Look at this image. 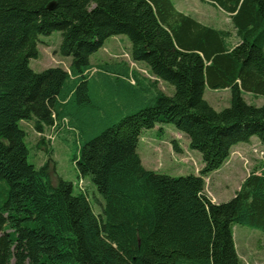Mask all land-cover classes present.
I'll return each instance as SVG.
<instances>
[{
  "label": "trees",
  "instance_id": "1",
  "mask_svg": "<svg viewBox=\"0 0 264 264\" xmlns=\"http://www.w3.org/2000/svg\"><path fill=\"white\" fill-rule=\"evenodd\" d=\"M200 1L227 13L229 24H204L172 0H0V181L8 187L0 264H241L232 228L264 232V163H254L225 202L211 200L204 178L233 146L252 137L264 144V104L242 96L264 97V0ZM53 31L71 64L35 72L29 60L38 56V37ZM117 35L150 76L125 61L92 70L90 55ZM96 74L137 97L104 110L89 87ZM206 87L229 89V106L214 110ZM20 121L79 143L74 161L101 196L97 215L87 189L53 182L48 162H28ZM159 123L173 124L199 152L196 173L175 177L143 166L138 139ZM172 148L181 150L175 140Z\"/></svg>",
  "mask_w": 264,
  "mask_h": 264
},
{
  "label": "rangeland",
  "instance_id": "2",
  "mask_svg": "<svg viewBox=\"0 0 264 264\" xmlns=\"http://www.w3.org/2000/svg\"><path fill=\"white\" fill-rule=\"evenodd\" d=\"M172 1L179 11L194 16L204 24L213 27H223L229 24V18L226 14L205 2L200 0ZM60 41L61 37L58 31H53L47 36L39 35L37 43L38 56L30 58L29 67L35 72L56 66L68 69L71 64V56L64 57L59 54ZM129 51L130 42L125 35L111 36L103 42V45L97 51L90 55L91 68L95 70L94 67L96 65L110 63L112 60L125 61L131 68L148 75L143 64L133 62ZM89 87L92 99H98V103L105 106L104 110L106 111L116 110V107L121 110L124 108L123 104L127 102L128 98L137 97V94L126 93L118 87L112 90L107 79L105 80L99 74H96L94 79L89 81ZM159 87L163 88L168 94L173 92V87L166 82L159 81ZM139 90L140 93L138 95H146L145 92L142 93V89ZM242 96L249 104H264V97L262 96H255L247 92H244ZM204 99L214 110L220 111L230 104V90H212L206 87ZM144 106L145 104L141 107ZM19 125L26 132L25 142L28 148V162L36 167L48 162L53 182L61 178L70 181L75 191L87 189L85 193L88 195L93 212L97 215L100 212L99 202L101 201V196L89 177L80 176L74 161V156L78 153L79 143H75L73 138L63 139L62 137H56L53 133L51 134V129H46L44 134H39L29 121H20ZM40 137H44L50 143L46 146L41 143ZM50 137L51 139H49ZM172 140L179 144L182 153L173 150ZM252 142L239 143L241 147L248 150L245 153L241 151L237 153L230 152L225 163L228 162L229 158L234 159L232 172L226 166H223L218 172L209 173L204 178L205 191L207 194L209 192L213 199L216 198V203L225 202L233 196V192L239 188L243 177L249 172L251 166L256 163L257 158H259V162L264 163V144H261L256 137H252ZM49 147L51 148L50 153H48ZM189 150L187 137L183 133L178 132L174 125L170 123H159L153 128L144 130L138 139L136 147L139 157L143 160L141 163L147 169L175 177L194 173V168L190 165L195 167L197 164L196 168L199 169L198 163L187 155ZM192 153L200 157L199 152L196 150H193ZM7 191L6 183L0 181V211L3 210L2 205L7 197ZM232 232L241 264H264V232L241 224H234Z\"/></svg>",
  "mask_w": 264,
  "mask_h": 264
},
{
  "label": "crops",
  "instance_id": "3",
  "mask_svg": "<svg viewBox=\"0 0 264 264\" xmlns=\"http://www.w3.org/2000/svg\"><path fill=\"white\" fill-rule=\"evenodd\" d=\"M220 10V9H219ZM222 13H224V14H226L227 16H228V14L227 13H225L224 11H222V10H220ZM163 89V88H162ZM164 90V89H163ZM250 142L251 143H253L252 142V139L250 140ZM250 143V144H251ZM238 151H241V152H247L248 150L246 149V148H244V147H241L239 144H237V145H235L234 147H232V149H231V153H237ZM193 151H191V150H189V153L187 154L188 156H190L191 157V159H194L197 163H198V166H199V168L201 167V157H198L197 155H194L193 153H192ZM179 153H182L181 151L179 152ZM182 155V154H181ZM238 156H239V154H238ZM232 157V156H231ZM257 158V157H256ZM140 159H141V162H143V160H142V158L140 157ZM258 159L259 158H257V161H256V164H255V166H254V168H260L261 167V162H259L258 161ZM233 160L234 159H232V158H229V160H228V162L227 163H225V164H223V166H226L229 170H230V172H232V170H233V167H234V164H232L233 163ZM199 161H200V165H199ZM143 164V163H142ZM144 166V165H143ZM192 168H194V173H196L197 172V164H196V166L195 167H193V165H190ZM222 166V167H223ZM253 166H251V168L250 169H252L253 168ZM145 167V166H144ZM221 167V168H222ZM220 168V169H221ZM219 169V170H220ZM219 170H217V171H214V172H218ZM238 189V188H237ZM236 189V190H237ZM235 190V191H236ZM234 191V192H235ZM234 192H233V194H234ZM208 195H209V192H208ZM210 196V198H211V200L212 201H214V202H217L216 201V198L215 199H213L212 197V195H209ZM234 244H235V248H236V250H237V246H236V243L234 242ZM238 253V252H237ZM239 255V254H238Z\"/></svg>",
  "mask_w": 264,
  "mask_h": 264
},
{
  "label": "water",
  "instance_id": "4",
  "mask_svg": "<svg viewBox=\"0 0 264 264\" xmlns=\"http://www.w3.org/2000/svg\"><path fill=\"white\" fill-rule=\"evenodd\" d=\"M54 5H55V2L54 1H52V2H50L49 4H48V8L49 9H52L53 7H54Z\"/></svg>",
  "mask_w": 264,
  "mask_h": 264
}]
</instances>
